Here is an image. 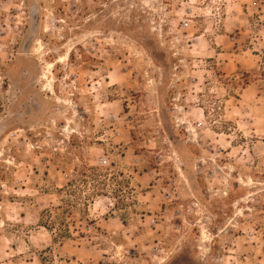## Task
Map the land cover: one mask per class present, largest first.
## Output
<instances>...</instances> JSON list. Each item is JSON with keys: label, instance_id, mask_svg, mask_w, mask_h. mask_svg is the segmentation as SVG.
Masks as SVG:
<instances>
[{"label": "rangeland", "instance_id": "obj_1", "mask_svg": "<svg viewBox=\"0 0 264 264\" xmlns=\"http://www.w3.org/2000/svg\"><path fill=\"white\" fill-rule=\"evenodd\" d=\"M0 264H264V0H0Z\"/></svg>", "mask_w": 264, "mask_h": 264}, {"label": "built area", "instance_id": "obj_2", "mask_svg": "<svg viewBox=\"0 0 264 264\" xmlns=\"http://www.w3.org/2000/svg\"><path fill=\"white\" fill-rule=\"evenodd\" d=\"M102 163L104 162V163H106V161L104 160V161H101Z\"/></svg>", "mask_w": 264, "mask_h": 264}]
</instances>
